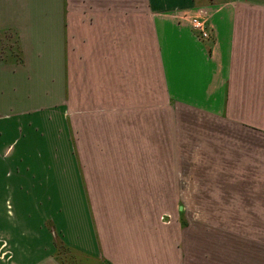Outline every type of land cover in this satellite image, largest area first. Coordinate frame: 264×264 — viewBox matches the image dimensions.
I'll list each match as a JSON object with an SVG mask.
<instances>
[{
	"label": "crops",
	"instance_id": "0c3cea01",
	"mask_svg": "<svg viewBox=\"0 0 264 264\" xmlns=\"http://www.w3.org/2000/svg\"><path fill=\"white\" fill-rule=\"evenodd\" d=\"M191 178L208 209L264 195V0H0L11 259L182 264Z\"/></svg>",
	"mask_w": 264,
	"mask_h": 264
},
{
	"label": "rangeland",
	"instance_id": "374dc122",
	"mask_svg": "<svg viewBox=\"0 0 264 264\" xmlns=\"http://www.w3.org/2000/svg\"><path fill=\"white\" fill-rule=\"evenodd\" d=\"M185 182L184 200L188 210H184V216L180 215L186 235L179 243L182 264H264V195H228L224 197L226 210L208 209L212 206L208 203L212 195H196L198 181L194 178ZM205 190L208 189H202ZM113 197L118 203L120 196ZM199 199L203 201L200 205L195 203ZM163 215L169 216V221L162 220ZM156 219L167 225L174 220L171 214H161ZM193 223L198 225L191 227ZM199 231L204 233L201 237ZM170 234L177 233L169 230ZM2 238L5 237L1 233ZM4 245L0 242V264H20L11 259L10 246Z\"/></svg>",
	"mask_w": 264,
	"mask_h": 264
},
{
	"label": "built area",
	"instance_id": "2783aa9c",
	"mask_svg": "<svg viewBox=\"0 0 264 264\" xmlns=\"http://www.w3.org/2000/svg\"><path fill=\"white\" fill-rule=\"evenodd\" d=\"M190 24L197 37L201 40H206L211 37V31L207 27V20L202 16H192L190 18ZM161 219L165 222L169 221V216H161Z\"/></svg>",
	"mask_w": 264,
	"mask_h": 264
},
{
	"label": "trees",
	"instance_id": "16d2710c",
	"mask_svg": "<svg viewBox=\"0 0 264 264\" xmlns=\"http://www.w3.org/2000/svg\"><path fill=\"white\" fill-rule=\"evenodd\" d=\"M55 242H56L57 246H60V244L62 243V242L59 240V238H55ZM57 259H58L59 261L62 262V260H60L58 257H57Z\"/></svg>",
	"mask_w": 264,
	"mask_h": 264
}]
</instances>
